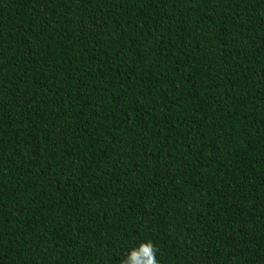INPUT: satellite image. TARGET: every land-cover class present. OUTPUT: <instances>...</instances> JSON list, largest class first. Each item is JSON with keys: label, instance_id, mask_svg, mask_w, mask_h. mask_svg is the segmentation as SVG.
<instances>
[{"label": "trees", "instance_id": "trees-1", "mask_svg": "<svg viewBox=\"0 0 264 264\" xmlns=\"http://www.w3.org/2000/svg\"><path fill=\"white\" fill-rule=\"evenodd\" d=\"M264 264V0H0V264Z\"/></svg>", "mask_w": 264, "mask_h": 264}, {"label": "clouds", "instance_id": "clouds-1", "mask_svg": "<svg viewBox=\"0 0 264 264\" xmlns=\"http://www.w3.org/2000/svg\"><path fill=\"white\" fill-rule=\"evenodd\" d=\"M121 264H159L155 245L150 240L140 242L128 250Z\"/></svg>", "mask_w": 264, "mask_h": 264}]
</instances>
